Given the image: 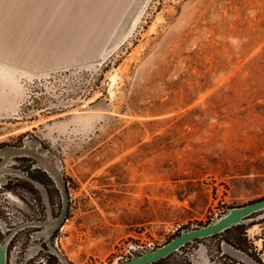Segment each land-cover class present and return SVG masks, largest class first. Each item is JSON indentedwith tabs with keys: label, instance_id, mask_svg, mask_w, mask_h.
Here are the masks:
<instances>
[{
	"label": "rangeland",
	"instance_id": "rangeland-1",
	"mask_svg": "<svg viewBox=\"0 0 264 264\" xmlns=\"http://www.w3.org/2000/svg\"><path fill=\"white\" fill-rule=\"evenodd\" d=\"M263 197L264 0H135L96 60L0 61L7 264H119ZM251 254L264 210L162 264Z\"/></svg>",
	"mask_w": 264,
	"mask_h": 264
},
{
	"label": "crops",
	"instance_id": "crops-1",
	"mask_svg": "<svg viewBox=\"0 0 264 264\" xmlns=\"http://www.w3.org/2000/svg\"><path fill=\"white\" fill-rule=\"evenodd\" d=\"M135 0H0V61L33 70L100 58Z\"/></svg>",
	"mask_w": 264,
	"mask_h": 264
},
{
	"label": "water",
	"instance_id": "water-1",
	"mask_svg": "<svg viewBox=\"0 0 264 264\" xmlns=\"http://www.w3.org/2000/svg\"><path fill=\"white\" fill-rule=\"evenodd\" d=\"M28 150L29 149L27 146H15L9 147L6 150V153H20ZM67 210L68 196L64 214L59 220L56 221L57 223H61L64 220ZM262 210H264V197L244 205L230 207L216 220L210 221L207 224H203L195 228H184L166 243L159 245L154 249L145 250L140 254H133L130 258L123 260L119 264H152L162 258L168 257L170 254L176 251H179L188 243H194L198 239H203L221 233L235 225L245 224L252 214ZM48 222L49 220L46 221V223ZM8 246V239L5 241L0 239V264L8 263Z\"/></svg>",
	"mask_w": 264,
	"mask_h": 264
},
{
	"label": "trees",
	"instance_id": "trees-1",
	"mask_svg": "<svg viewBox=\"0 0 264 264\" xmlns=\"http://www.w3.org/2000/svg\"><path fill=\"white\" fill-rule=\"evenodd\" d=\"M260 212V211H259ZM257 213V212H256ZM256 213H254V214H256ZM254 214H252L250 217H252ZM242 228H245V224H239V225H235V226H233V227H231V228H228V229H226L225 231H223V232H221V233H218V234H215V235H213V236H210V237H216V236H218V235H220V234H223V233H225V232H228V231H230V230H232V229H242ZM172 237H174V236H172ZM171 237V238H172ZM210 237H206V238H210ZM170 238V239H171ZM169 239V240H170ZM204 239V238H203ZM168 240V241H169ZM201 239H198L196 242H199ZM196 242H194V243H196ZM228 242H231V241H229V239H228ZM233 242H235L238 246H241V248H245L244 246H242L240 243H238L237 241H233ZM194 243H188V244H186L185 246H183L180 250H182L183 248H185L186 246H188L189 244H194ZM179 250V251H180ZM178 251H176V252H174V253H172V254H170L168 257H165V258H162V259H160V260H158V261H156V262H154V263H152V264H162V263H164L166 260H168L172 255H174L175 253H177ZM252 256H254L255 257V259L260 263V264H264L263 263V261L261 260V258L260 257H258V256H256V255H253V254H251ZM188 264H192V262H188Z\"/></svg>",
	"mask_w": 264,
	"mask_h": 264
},
{
	"label": "built area",
	"instance_id": "built-area-1",
	"mask_svg": "<svg viewBox=\"0 0 264 264\" xmlns=\"http://www.w3.org/2000/svg\"><path fill=\"white\" fill-rule=\"evenodd\" d=\"M68 184H70V181H68ZM69 188L71 189L70 186H69ZM180 227H181V224L176 227V230H179ZM141 246H146V245H141ZM152 249H154V247ZM148 250H151V249H148Z\"/></svg>",
	"mask_w": 264,
	"mask_h": 264
}]
</instances>
